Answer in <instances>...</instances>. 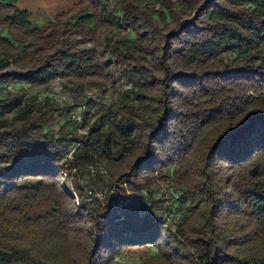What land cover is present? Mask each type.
<instances>
[{
    "label": "trees",
    "instance_id": "trees-1",
    "mask_svg": "<svg viewBox=\"0 0 264 264\" xmlns=\"http://www.w3.org/2000/svg\"><path fill=\"white\" fill-rule=\"evenodd\" d=\"M17 2L0 264H264V0H78L45 28Z\"/></svg>",
    "mask_w": 264,
    "mask_h": 264
},
{
    "label": "rangeland",
    "instance_id": "rangeland-1",
    "mask_svg": "<svg viewBox=\"0 0 264 264\" xmlns=\"http://www.w3.org/2000/svg\"><path fill=\"white\" fill-rule=\"evenodd\" d=\"M76 3H78V0H18L16 6L25 10L29 14L30 22L34 26L38 28H45L54 20L56 15L69 11ZM89 92L92 93V91ZM89 92L88 94H90ZM56 95L58 98V104L63 105L62 99L63 97L65 98V94L61 91H57ZM169 189H172V187ZM169 194L172 196V200H175L170 191ZM169 194L165 191V189H162L156 197L167 200L169 199ZM114 262L120 261L117 258Z\"/></svg>",
    "mask_w": 264,
    "mask_h": 264
},
{
    "label": "built area",
    "instance_id": "built-area-1",
    "mask_svg": "<svg viewBox=\"0 0 264 264\" xmlns=\"http://www.w3.org/2000/svg\"><path fill=\"white\" fill-rule=\"evenodd\" d=\"M59 91V89H58ZM64 98V97H63ZM66 99V95L65 98ZM64 99H62L64 101ZM85 108V106H79L78 108H76V110H72L69 112L70 117L75 120V121H80L82 118V111ZM173 190V196L175 201L178 199V193L174 190V188L172 187ZM170 217L168 216V213L165 214V223L164 224H169L170 221Z\"/></svg>",
    "mask_w": 264,
    "mask_h": 264
},
{
    "label": "bare ground",
    "instance_id": "bare-ground-1",
    "mask_svg": "<svg viewBox=\"0 0 264 264\" xmlns=\"http://www.w3.org/2000/svg\"><path fill=\"white\" fill-rule=\"evenodd\" d=\"M169 191L171 192V194H173V190L172 189H169ZM172 218V217H171ZM177 218V217H176ZM238 264H254V262L253 263H248V262H243V261H241V262H239ZM259 264V263H258Z\"/></svg>",
    "mask_w": 264,
    "mask_h": 264
}]
</instances>
